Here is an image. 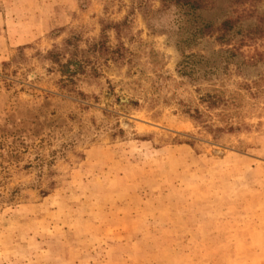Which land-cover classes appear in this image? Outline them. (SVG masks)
I'll list each match as a JSON object with an SVG mask.
<instances>
[{
  "label": "rangeland",
  "instance_id": "374dc122",
  "mask_svg": "<svg viewBox=\"0 0 264 264\" xmlns=\"http://www.w3.org/2000/svg\"><path fill=\"white\" fill-rule=\"evenodd\" d=\"M159 6L0 0V264H264V40L205 74Z\"/></svg>",
  "mask_w": 264,
  "mask_h": 264
},
{
  "label": "trees",
  "instance_id": "16d2710c",
  "mask_svg": "<svg viewBox=\"0 0 264 264\" xmlns=\"http://www.w3.org/2000/svg\"><path fill=\"white\" fill-rule=\"evenodd\" d=\"M159 2V8L151 13L172 14L171 26L163 31L174 37L175 45L184 57L183 66L192 67L196 62L201 63L205 74L217 71L215 56L221 57L225 68L234 57L243 56V48L256 46L259 40H264L262 8L264 0H159ZM204 44H210V47L205 50L199 48L198 51L194 49ZM263 57L259 54V58ZM249 58L253 59L254 55H250ZM205 98L209 107L219 101L216 93L208 92ZM16 159L17 150L13 146H4L1 140L0 187L4 184L10 164Z\"/></svg>",
  "mask_w": 264,
  "mask_h": 264
}]
</instances>
